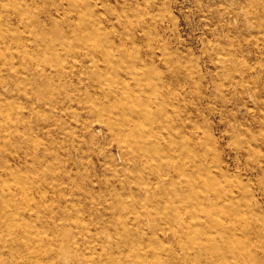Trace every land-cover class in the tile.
<instances>
[{
    "label": "rangeland",
    "instance_id": "1",
    "mask_svg": "<svg viewBox=\"0 0 264 264\" xmlns=\"http://www.w3.org/2000/svg\"><path fill=\"white\" fill-rule=\"evenodd\" d=\"M42 36L45 57L37 49ZM53 44L75 50L66 57L79 66L72 75L56 71L66 60L54 55ZM0 50V77L10 87L0 93V195L15 194L10 208L23 210L28 199L37 198L34 191L18 190L22 181L31 188L34 183L31 169L15 160L26 149L15 134L20 129L27 135L30 125L46 118L45 130L35 126L33 136L56 184L48 194L53 217L33 241L62 244L42 264H56L57 255L108 264V251H123L114 243L122 229L141 233L146 250L179 251L169 231L156 227L166 225L152 215L161 208L150 202L151 195L137 196V187L148 181L147 169L122 162L125 142L98 127L89 102L106 96L98 82L132 65L144 73V90L160 93L166 115L179 109L183 129L170 141L181 152L192 151L178 162L225 167L220 188L226 183L240 205L232 223L251 220L246 230L250 237L256 230V240L248 245L256 251V264H264V0H0ZM95 66L103 69L99 78ZM42 67L49 82L39 75ZM27 73L44 88L31 91ZM152 124L140 126L152 127L154 136L167 132ZM84 229L91 234L80 239ZM239 235L230 241L241 248Z\"/></svg>",
    "mask_w": 264,
    "mask_h": 264
},
{
    "label": "bare ground",
    "instance_id": "2",
    "mask_svg": "<svg viewBox=\"0 0 264 264\" xmlns=\"http://www.w3.org/2000/svg\"><path fill=\"white\" fill-rule=\"evenodd\" d=\"M58 36L57 33L55 37ZM41 40L42 43L37 49H40L43 53L41 55L45 57L44 53L48 46L43 36ZM52 48L55 56H65L66 60L63 66L56 67L58 73L72 75L79 69L74 60L67 59L75 52L73 48L61 51L57 48V44H53ZM96 50L110 68L115 67L111 57L97 46ZM26 53L28 54L27 50ZM42 60L45 63L46 59ZM33 61H35L34 57ZM131 67L138 68L136 65ZM133 68L117 72L114 79L98 82L97 87L106 96L102 101L90 99L89 102L99 122L98 127L102 129L106 126L125 142L122 146L125 151V154L122 153V162L130 160L135 168L141 171L147 169L148 181H145L144 186L140 184L137 187L140 189L137 196L142 198L149 194L150 202L161 208L152 215L156 221L161 219L166 225L157 224L156 227L161 232H163L162 229L169 231L170 238L176 240L179 251L169 248L146 250L142 245L141 233L122 229L120 238L114 243L123 251H108L106 257L108 264H256V251L250 249L248 245L253 243L252 238L256 240V230L251 232L253 237H250V233L246 230V224L251 221L249 219L238 226L232 223V214L240 210V205L234 196L225 190L227 184L225 183L222 186L224 189H221L217 180L226 173L225 167L223 164L203 167L195 162L184 165H181V161L178 162L181 157L186 158L190 154L189 151H192L189 149L181 152L183 148L179 149L175 141L173 143L170 141L173 134H178L183 129L182 124L179 125L177 122L181 117L179 109L176 108L175 113L166 115L167 110L161 104L160 93L154 92L149 95L143 87V71L141 69L135 71ZM102 70L99 66H95L93 74L99 78ZM39 75L46 79L44 81L49 82V73L46 68L42 67ZM25 77L29 78L31 91L38 89V86L42 88L44 85V82L35 79L32 73H27ZM4 92H10V87L0 77V93ZM40 121L35 126L39 130H45L46 118ZM141 121L149 122L151 125L156 122L159 129L164 128L167 132L154 136L156 132L153 128L140 126ZM35 126L34 124L29 126L27 135H23L22 131L17 129L16 139L26 149L24 156L15 157V160L23 162L31 169L30 179L34 183L31 188L24 185L22 181L18 190L23 193L34 191L37 198L28 199L23 210H18L17 205L13 204L11 208L8 205V200L15 202V194L8 193L9 198L0 195L2 201L0 205V264H8L4 258H10L12 264H42L46 257L57 253L58 245L62 244L61 242L56 245L52 242L35 243L33 241L35 233L40 232L43 225L48 226L51 222L53 216L48 194L49 189L56 185L50 181V176L48 177L49 169L43 162L44 158H39L37 137L33 136ZM204 175H207V180L203 179L200 183L199 180ZM223 190L225 194L222 195ZM58 209L64 210L61 204ZM59 230L58 228L57 231ZM90 234L89 229H84L78 232V237L83 239ZM239 234L242 236L240 237L241 248L230 241L231 237ZM57 238L64 240L62 235H58ZM245 257H249L247 263L242 261ZM57 258L56 264L67 262L81 264L79 261H70L67 256L57 255ZM230 258L235 263L231 262Z\"/></svg>",
    "mask_w": 264,
    "mask_h": 264
}]
</instances>
